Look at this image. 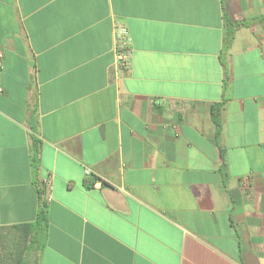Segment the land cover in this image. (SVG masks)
<instances>
[{
	"label": "crops",
	"instance_id": "1",
	"mask_svg": "<svg viewBox=\"0 0 264 264\" xmlns=\"http://www.w3.org/2000/svg\"><path fill=\"white\" fill-rule=\"evenodd\" d=\"M42 202L37 264H264V0H0V225Z\"/></svg>",
	"mask_w": 264,
	"mask_h": 264
},
{
	"label": "trees",
	"instance_id": "2",
	"mask_svg": "<svg viewBox=\"0 0 264 264\" xmlns=\"http://www.w3.org/2000/svg\"><path fill=\"white\" fill-rule=\"evenodd\" d=\"M218 109L213 108V118L218 122ZM38 152V146L35 143V153ZM106 186V184H103ZM12 227L21 230L28 241L26 253H20L17 256L11 255L4 261L0 258V264H37L39 252L43 249L46 241V232L48 227V217L46 205L42 202L41 209L34 222L15 224Z\"/></svg>",
	"mask_w": 264,
	"mask_h": 264
},
{
	"label": "rangeland",
	"instance_id": "3",
	"mask_svg": "<svg viewBox=\"0 0 264 264\" xmlns=\"http://www.w3.org/2000/svg\"><path fill=\"white\" fill-rule=\"evenodd\" d=\"M28 241L21 230L12 226L0 225V258L4 261L11 255L25 254Z\"/></svg>",
	"mask_w": 264,
	"mask_h": 264
},
{
	"label": "built area",
	"instance_id": "4",
	"mask_svg": "<svg viewBox=\"0 0 264 264\" xmlns=\"http://www.w3.org/2000/svg\"><path fill=\"white\" fill-rule=\"evenodd\" d=\"M130 42L131 39L128 35V32L126 28L122 27L119 31V34H117V48H116V54H117V60L119 61V64L121 67L129 68L131 64V53H130ZM88 175L91 174L90 170L87 171Z\"/></svg>",
	"mask_w": 264,
	"mask_h": 264
},
{
	"label": "water",
	"instance_id": "5",
	"mask_svg": "<svg viewBox=\"0 0 264 264\" xmlns=\"http://www.w3.org/2000/svg\"><path fill=\"white\" fill-rule=\"evenodd\" d=\"M103 195L111 207L127 211L128 208L125 204V197L120 190L107 186L103 188Z\"/></svg>",
	"mask_w": 264,
	"mask_h": 264
}]
</instances>
